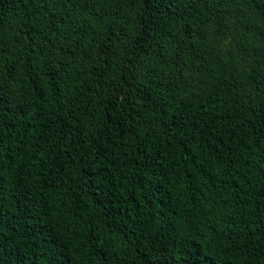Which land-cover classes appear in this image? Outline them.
<instances>
[{"label": "trees", "instance_id": "trees-1", "mask_svg": "<svg viewBox=\"0 0 264 264\" xmlns=\"http://www.w3.org/2000/svg\"><path fill=\"white\" fill-rule=\"evenodd\" d=\"M0 264H264V0H0Z\"/></svg>", "mask_w": 264, "mask_h": 264}]
</instances>
